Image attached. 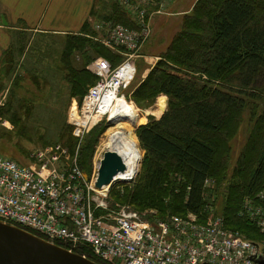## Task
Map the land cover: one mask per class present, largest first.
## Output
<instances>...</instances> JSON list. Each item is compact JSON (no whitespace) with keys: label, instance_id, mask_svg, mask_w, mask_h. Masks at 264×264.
I'll use <instances>...</instances> for the list:
<instances>
[{"label":"trees","instance_id":"16d2710c","mask_svg":"<svg viewBox=\"0 0 264 264\" xmlns=\"http://www.w3.org/2000/svg\"><path fill=\"white\" fill-rule=\"evenodd\" d=\"M107 3L109 11L97 15L99 19L134 26L122 6L111 0ZM93 9L89 17L95 15ZM87 20L79 31L93 34L94 29L86 27ZM64 41L60 64L73 94L83 96L87 91L82 94L81 82L76 81L82 69L72 62L75 51L83 64L91 58L86 45L92 52L111 57V61L112 57L121 59L80 36L66 37ZM25 45L18 33L4 50L5 67L0 73L4 78L9 79L14 72L16 57L24 53ZM162 59L176 68L161 63L154 66L136 94L143 98L152 97V91L164 94L168 98L167 109L159 119L137 127L136 135L145 151L142 173L132 187L117 193V201L112 200L129 204L139 212L146 211L148 219H164L174 213H194L204 218L208 214L206 207L211 204L226 228L251 240L263 239L264 234L240 210L245 197H253L264 182V105L256 112L264 101V0H197L183 17ZM1 79L0 93L5 88ZM10 79L4 113L19 125L21 133L26 128L23 118L29 116L31 106L25 97L16 95L20 75L15 73ZM95 80L93 75L90 85ZM87 82L88 77L83 79L84 84ZM246 108L251 118L255 116L252 136L247 141L251 148L247 155L240 152L229 179L227 164H216L220 142L209 137L217 136L218 141L228 138ZM103 123L106 122L98 125ZM71 138L64 146L73 152L77 140L72 134ZM94 141L90 139L78 149L77 164L83 171L90 168ZM206 179L213 182L212 187L204 186ZM258 202L264 206V201ZM149 210H155L154 215ZM86 255L94 258L91 253Z\"/></svg>","mask_w":264,"mask_h":264},{"label":"built area","instance_id":"2783aa9c","mask_svg":"<svg viewBox=\"0 0 264 264\" xmlns=\"http://www.w3.org/2000/svg\"><path fill=\"white\" fill-rule=\"evenodd\" d=\"M111 1L134 26L108 21L102 27V41L121 50L123 59L113 65L98 57L90 64L96 80L67 114L77 150L89 130L116 117L111 109L118 99L130 102L125 91L136 75L138 52L152 34V20L173 14L172 0ZM77 153L68 164L49 147L31 157L32 166L0 154V220L85 256L78 249L87 248L94 258L87 257L102 264H264V237L255 241L226 228L211 204L204 218L187 213L150 220L146 212L110 200L109 186L127 180L96 188L97 172L86 180ZM204 186L213 182L206 179ZM258 201H264V182L240 210L264 234V206Z\"/></svg>","mask_w":264,"mask_h":264},{"label":"rangeland","instance_id":"374dc122","mask_svg":"<svg viewBox=\"0 0 264 264\" xmlns=\"http://www.w3.org/2000/svg\"><path fill=\"white\" fill-rule=\"evenodd\" d=\"M196 1L197 0H172L169 10L172 11L173 14L169 16L157 15L153 18L152 34L149 40L138 52L139 57L136 59V75L128 89L125 91V94L127 100L138 108L139 114L144 117L142 122H136L132 125V132L136 136L141 159L138 166V172L131 180L112 183L109 186L111 199L117 201V193L123 191L125 187H132L142 173L145 164V151L140 147L136 135L137 127L147 123L149 120L159 119L167 109L168 98L166 95L157 94L152 91V97L143 98L137 96L138 94H136V91L154 66H158L161 63L162 66L166 64L170 66L172 65V68H176V66L165 59L160 61V58L174 35L179 31L183 17L191 11L192 6ZM24 3L26 4L21 6V8L28 12L30 18L42 14L43 8L40 9L42 0H26ZM53 11H55L56 15L59 11L63 12L65 10L52 3L48 10L47 17L54 15ZM93 11L95 15H90L86 23V27L94 29L93 34L87 33L86 31H84L85 33L80 31L72 33H54L28 30L25 23L18 19H15L14 22H10L8 17L0 11V24L2 25L0 30L3 31V33H6L7 41H14L15 36L18 33H20L22 40L26 41L24 53H22L20 57H16L17 63L13 65V67L15 66L14 72L9 77L12 78L15 73L20 75L22 79L18 82V85L20 86L16 91V95H18L17 97H25L31 106L29 116L26 119L23 118V121L25 120L26 128L20 133L18 131L19 125L12 123L8 118V114L4 113L7 108L4 103L11 79H6L3 74H0V77L2 78L1 82H3V85L5 86L0 93L1 155L15 159L19 163L32 166L31 157L35 153L52 147L54 151H57L60 154V160L62 162L70 164L74 160V156L78 151L77 142L74 141L76 145L73 152L69 151L67 146H64L67 140H72L71 129L67 122V114L69 108L73 104L79 103V99L82 95L72 93L70 83L65 78L66 71L60 64V57L65 42L64 40L66 37L80 36L89 39V44L98 43L112 54L120 56L121 58L118 59V57H112V61L119 63L123 59L120 54L121 50L111 48L105 44V41H102L105 35V30L102 27L105 23L111 20H101L97 15H103L105 12L109 11L107 0H95ZM99 24H102V26L98 28ZM86 48H89L87 52L91 54V58L86 64L82 63L80 54L77 51L73 53L72 60L74 66L82 69V72L76 77V81L81 82L82 94L93 82V75L89 69L90 64L98 57H103L109 60L111 64L113 63L110 60L111 57L109 59L101 54L92 52L87 45L85 49ZM3 52L0 56V73L3 72V68L5 67ZM86 77H88V82L84 84L83 79ZM160 96H164V110L157 114V103ZM263 105L264 101H261L256 112H258ZM254 119L255 116L251 118L249 109L246 108L241 113L237 127L232 133H230V135H228V138L218 141L217 136L215 137L216 139L209 137L211 140L220 142L217 147L216 164L221 163V161L227 164V178L229 179H231L232 171L237 165L236 163L240 152L245 151L247 155L251 148L250 142V146H248L247 141L248 137L252 136L251 133ZM114 125L115 124L109 125L107 123L98 125L92 130H89L79 142L80 147L88 140L95 139L94 150L90 160V168L88 171H84L90 176L96 175L97 162L108 149L103 145V140L106 138L108 128ZM63 149L66 151H62ZM226 156L227 158H225ZM243 173L244 171L242 174ZM220 200L221 199L216 202L218 207L221 202ZM147 212L149 214L153 213L154 215L155 210H149ZM155 216L158 217L159 215L155 214ZM153 218L155 217L153 216L150 220H153ZM78 250H83L81 252L89 253L87 248Z\"/></svg>","mask_w":264,"mask_h":264},{"label":"water","instance_id":"95a60500","mask_svg":"<svg viewBox=\"0 0 264 264\" xmlns=\"http://www.w3.org/2000/svg\"><path fill=\"white\" fill-rule=\"evenodd\" d=\"M116 116L107 124L113 125ZM126 170L123 158L114 150L107 149L99 161L94 186H108L115 177ZM87 180V173L83 172ZM0 264H102L89 257L68 250L26 229L0 220Z\"/></svg>","mask_w":264,"mask_h":264},{"label":"crops","instance_id":"0c3cea01","mask_svg":"<svg viewBox=\"0 0 264 264\" xmlns=\"http://www.w3.org/2000/svg\"><path fill=\"white\" fill-rule=\"evenodd\" d=\"M24 2L26 0H0V11L8 17L10 22L18 19L25 23L28 30L72 33L78 32L89 18V13L94 7L95 0H42L40 9L43 8V12L40 16H35L34 18H30L28 12L21 8V6L26 4ZM52 3L60 6L65 11H59L56 15L55 11H53L54 15L47 17ZM0 27H2L1 24ZM10 42L7 41L6 33L0 30V56L7 46L10 45Z\"/></svg>","mask_w":264,"mask_h":264},{"label":"bare ground","instance_id":"6f19581e","mask_svg":"<svg viewBox=\"0 0 264 264\" xmlns=\"http://www.w3.org/2000/svg\"><path fill=\"white\" fill-rule=\"evenodd\" d=\"M112 107V115L123 116L125 119H116L115 125L108 128L103 145L116 151L126 164V170L119 173L115 179L128 180L134 177L138 171L141 159L136 136L132 132V125L136 122H142L144 117L139 114L138 108L123 98L118 99ZM157 107V114L163 112L164 96L159 97ZM107 187L104 186V189Z\"/></svg>","mask_w":264,"mask_h":264}]
</instances>
